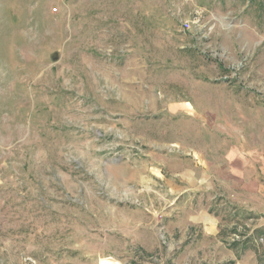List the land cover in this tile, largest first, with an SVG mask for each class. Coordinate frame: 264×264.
I'll list each match as a JSON object with an SVG mask.
<instances>
[{"label":"rangeland","instance_id":"obj_1","mask_svg":"<svg viewBox=\"0 0 264 264\" xmlns=\"http://www.w3.org/2000/svg\"><path fill=\"white\" fill-rule=\"evenodd\" d=\"M263 133L264 0H0V264H264Z\"/></svg>","mask_w":264,"mask_h":264},{"label":"crops","instance_id":"obj_2","mask_svg":"<svg viewBox=\"0 0 264 264\" xmlns=\"http://www.w3.org/2000/svg\"><path fill=\"white\" fill-rule=\"evenodd\" d=\"M248 141L226 152L220 163L209 162L201 187L207 190L209 184L239 209L264 216V133Z\"/></svg>","mask_w":264,"mask_h":264}]
</instances>
